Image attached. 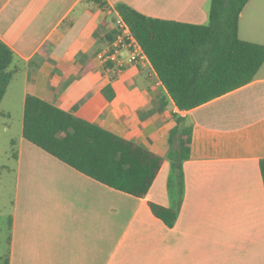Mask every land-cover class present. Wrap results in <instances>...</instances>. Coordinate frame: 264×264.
<instances>
[{
    "label": "crops",
    "instance_id": "crops-1",
    "mask_svg": "<svg viewBox=\"0 0 264 264\" xmlns=\"http://www.w3.org/2000/svg\"><path fill=\"white\" fill-rule=\"evenodd\" d=\"M104 1L111 10L125 3L157 19L209 21L210 0ZM114 17L116 12L85 0H0V41L17 57L0 105V138L13 179L0 261L264 264V65L250 84L184 114L193 138L182 164L184 201L170 228L149 203L172 206L167 154L173 114L182 113L149 59L117 73L111 63L98 61L115 39ZM239 37L264 45V0L246 5ZM122 58L127 61L129 53ZM30 95L162 156L147 197L103 185L27 141Z\"/></svg>",
    "mask_w": 264,
    "mask_h": 264
},
{
    "label": "trees",
    "instance_id": "trees-1",
    "mask_svg": "<svg viewBox=\"0 0 264 264\" xmlns=\"http://www.w3.org/2000/svg\"><path fill=\"white\" fill-rule=\"evenodd\" d=\"M85 1L126 21L182 113L173 114L176 126L170 131L167 154L172 164L168 181L172 206L149 203L154 216L171 228L184 201L182 164L190 157L193 138L184 114L250 84L264 65V45L239 37L240 16L250 0H210L204 25L152 18L125 3L111 10L104 0ZM16 61L15 53L0 41V105ZM23 137L82 174L137 198L147 197L164 164L162 156L139 143L31 95L25 104ZM260 168L264 181V160ZM0 264H9V257Z\"/></svg>",
    "mask_w": 264,
    "mask_h": 264
},
{
    "label": "built area",
    "instance_id": "built-area-1",
    "mask_svg": "<svg viewBox=\"0 0 264 264\" xmlns=\"http://www.w3.org/2000/svg\"><path fill=\"white\" fill-rule=\"evenodd\" d=\"M117 36L114 41L97 55L98 61L113 65L115 73L122 71L127 64H137L147 60L148 57L140 43L133 38L131 29L126 21L117 14ZM129 53L128 60L122 58L123 52Z\"/></svg>",
    "mask_w": 264,
    "mask_h": 264
},
{
    "label": "rangeland",
    "instance_id": "rangeland-1",
    "mask_svg": "<svg viewBox=\"0 0 264 264\" xmlns=\"http://www.w3.org/2000/svg\"><path fill=\"white\" fill-rule=\"evenodd\" d=\"M117 19L116 17H114ZM110 22L112 20L110 18ZM14 131V129H13ZM7 143L0 138V256L4 255L7 248V235L9 230V215L12 211L13 179L7 172L6 166L11 167L12 161L7 159Z\"/></svg>",
    "mask_w": 264,
    "mask_h": 264
}]
</instances>
